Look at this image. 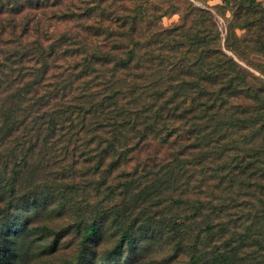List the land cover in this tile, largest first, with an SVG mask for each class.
Instances as JSON below:
<instances>
[{"label": "trees", "instance_id": "obj_1", "mask_svg": "<svg viewBox=\"0 0 264 264\" xmlns=\"http://www.w3.org/2000/svg\"><path fill=\"white\" fill-rule=\"evenodd\" d=\"M156 2L0 0V188L35 187L17 209L37 212L89 152L100 167L153 152L145 187L250 188L257 201L223 223L216 261L238 264L255 247L247 257L264 264V6L223 0L224 38L211 9L166 28ZM211 205L221 218L229 208L225 196ZM13 209L0 215V264H10L1 242ZM99 225L85 229L84 246ZM155 226L144 222L138 238ZM127 229L105 264L136 240Z\"/></svg>", "mask_w": 264, "mask_h": 264}, {"label": "rangeland", "instance_id": "obj_2", "mask_svg": "<svg viewBox=\"0 0 264 264\" xmlns=\"http://www.w3.org/2000/svg\"><path fill=\"white\" fill-rule=\"evenodd\" d=\"M155 1L168 11L160 19L162 26H177L191 12L211 9L226 37L231 13L216 9L223 0ZM259 2L264 6V0ZM195 20V15L189 17L188 25L193 26ZM260 75L256 72L257 77ZM152 153H136L126 161L119 160V154L112 155L100 167L99 152H89L84 160L78 159L80 163L76 162L68 181L59 179L70 186L42 193L37 212L30 203L17 209L35 187H16L14 192L0 188V215L3 208L14 207L1 242L10 264H105L127 228L136 240L131 247L122 244L120 255L113 254L117 261L109 264H218L216 249L222 252L229 239L228 234L220 232L223 223L235 220L234 214L246 215L249 207L245 203H255L257 197L251 196L249 187H145L153 178L146 177L154 169L152 162L149 164ZM69 163L71 160L64 164ZM146 163L149 167L144 170ZM34 180H38L37 175ZM224 196L229 208L222 218L214 216L211 203L216 205ZM239 203L242 205L237 207ZM149 220L155 223V229L138 238L142 224ZM96 221L99 235L84 246L85 229ZM234 226L228 225L229 233ZM238 227L244 231V226ZM254 250L241 249L239 258L246 260L238 264H257L247 257Z\"/></svg>", "mask_w": 264, "mask_h": 264}]
</instances>
